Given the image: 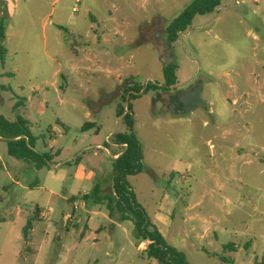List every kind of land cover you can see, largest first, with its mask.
<instances>
[{"label": "rangeland", "instance_id": "rangeland-1", "mask_svg": "<svg viewBox=\"0 0 264 264\" xmlns=\"http://www.w3.org/2000/svg\"><path fill=\"white\" fill-rule=\"evenodd\" d=\"M77 1L22 0L8 21L0 115L20 113L54 158L37 170L0 138V264H159L132 222L84 199L113 194L121 134L141 145L142 173L128 180L169 245L191 264H262L264 27L222 0L170 46L166 29L193 0ZM168 65L178 86L153 89ZM197 83L205 107L174 115L172 96ZM128 107L133 130L118 117Z\"/></svg>", "mask_w": 264, "mask_h": 264}, {"label": "trees", "instance_id": "trees-1", "mask_svg": "<svg viewBox=\"0 0 264 264\" xmlns=\"http://www.w3.org/2000/svg\"><path fill=\"white\" fill-rule=\"evenodd\" d=\"M221 3L222 0H193L191 5L167 27L166 33L169 45L176 43L180 36L192 27L196 17L214 13L221 7ZM6 21L5 16H0V66L2 67H5L6 57L9 54V50L5 45L7 41ZM177 69L175 65L166 66L164 68V87L153 86V89L168 92L171 88L178 86ZM8 75L12 76L13 74ZM148 91H150V86L146 89V92ZM25 106L26 101L19 99L13 109L15 112H20V109L25 108ZM131 113V108L128 107V113L124 116L123 112H119L118 117H123L133 130L134 121ZM88 127L93 128L95 124H86L83 131H86ZM0 138L8 141V154L11 157L30 162L34 164L37 170L50 168L54 157L52 154L36 151L35 138L29 129V121L20 113H18L16 121H9L0 115ZM117 140V144L126 145V151L114 161L113 194L101 196V188L97 186L95 192L85 196L84 199H93L95 203L107 204L111 217L114 213H119L121 221L132 222L135 226L139 246L145 242L149 243L144 252L148 259L155 260L159 264H191L185 253L169 245L159 228L150 220L146 210L138 203L128 180L129 177L139 175L143 170L142 150L138 139L134 134H121L118 135ZM28 235L27 229H25L27 242L29 241ZM226 250L237 252V247L235 244H231L226 247ZM220 261L226 264L231 263V260L224 257L220 258ZM262 264H264V255Z\"/></svg>", "mask_w": 264, "mask_h": 264}, {"label": "crops", "instance_id": "crops-1", "mask_svg": "<svg viewBox=\"0 0 264 264\" xmlns=\"http://www.w3.org/2000/svg\"><path fill=\"white\" fill-rule=\"evenodd\" d=\"M22 0H0V16H5L7 21L6 25V34L8 21L15 15L20 3ZM236 5L240 8L241 15L244 19H257V24L260 27H264V0H231V2H235ZM235 7L233 5H229L228 8ZM95 21V20H94ZM184 35V34H182ZM109 138V137H108ZM118 147H123L126 150V145L116 144ZM125 151L120 152L115 156V159L119 158L123 155ZM161 232V231H160ZM162 233V232H161ZM164 236V235H163ZM149 243H142L138 249L140 251L145 252L148 248ZM32 252V249H30Z\"/></svg>", "mask_w": 264, "mask_h": 264}, {"label": "water", "instance_id": "water-1", "mask_svg": "<svg viewBox=\"0 0 264 264\" xmlns=\"http://www.w3.org/2000/svg\"><path fill=\"white\" fill-rule=\"evenodd\" d=\"M201 85L191 91H182L172 98L170 110L174 115L183 116L193 110L205 107Z\"/></svg>", "mask_w": 264, "mask_h": 264}, {"label": "built area", "instance_id": "built-area-1", "mask_svg": "<svg viewBox=\"0 0 264 264\" xmlns=\"http://www.w3.org/2000/svg\"><path fill=\"white\" fill-rule=\"evenodd\" d=\"M78 4H80V1L79 0L77 1V5ZM73 12L74 13H78V8L77 7L74 8ZM78 210H79L78 207L75 206L74 207V213L78 212ZM40 218L43 219V220H49L50 219V215H49V213H46V212L43 211L40 214ZM66 221L68 222V224H72V223H74L75 218H74L73 215H69V216L66 217Z\"/></svg>", "mask_w": 264, "mask_h": 264}, {"label": "flooded vegetation", "instance_id": "flooded-vegetation-1", "mask_svg": "<svg viewBox=\"0 0 264 264\" xmlns=\"http://www.w3.org/2000/svg\"><path fill=\"white\" fill-rule=\"evenodd\" d=\"M197 86H198V83H197L195 86H192V87H190V88L187 89V90H180L179 92H177V94L180 93V92H182V91H191L192 89H195ZM176 87H177V86H176ZM174 88H175V87H174ZM170 90H171V89H170ZM161 94H162L161 92L158 93V96L161 95ZM177 94H176V95H177ZM173 97H174V96H172V98H173ZM172 98H171V99H172Z\"/></svg>", "mask_w": 264, "mask_h": 264}]
</instances>
